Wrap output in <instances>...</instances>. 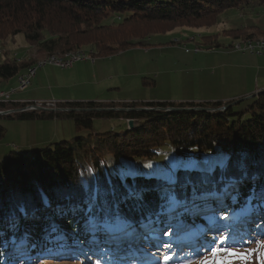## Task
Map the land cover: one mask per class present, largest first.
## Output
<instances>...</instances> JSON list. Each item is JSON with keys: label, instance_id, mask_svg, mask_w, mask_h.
<instances>
[{"label": "trees", "instance_id": "obj_1", "mask_svg": "<svg viewBox=\"0 0 264 264\" xmlns=\"http://www.w3.org/2000/svg\"><path fill=\"white\" fill-rule=\"evenodd\" d=\"M260 5L264 0H0V41L20 34L30 53L18 61L2 49L0 82L15 78L48 54L80 48L108 56L175 27L211 26L227 9ZM223 33L231 35L232 41L264 37L263 29L249 26ZM203 41L219 47L216 35ZM142 84L154 81L142 78ZM235 100L59 101L57 107L80 110L11 113L27 120L71 119L76 129H91L96 118L141 123L131 132H91L29 151H9L0 160V264L40 260L96 264L98 259L101 264H155L142 249L159 253V245L171 241H177V246L172 245L174 254L179 252L176 257L183 255L184 261L193 262L216 247L212 245L215 229L229 232L227 240L235 248L264 238V232L256 234L251 224L256 210L264 212L260 195L264 191V90L243 109L228 106ZM23 105L0 102V110ZM143 107L151 109H137ZM170 107L173 110H167ZM4 133L0 125V138ZM186 151L192 156L184 157ZM221 156L246 159L249 178L231 188L228 174L219 168L213 174L182 169L177 173V190L187 203L169 212L165 199L169 185L164 177L172 167L198 162L201 169H208ZM128 172L135 177L124 175ZM188 180L187 188H181ZM86 187H99L101 199L118 205L131 227L114 226L111 235L97 233L93 239L81 206ZM129 189L140 190L142 199H127ZM53 223L59 226L58 233L50 231ZM174 229L179 235L173 238ZM162 230L170 233L168 241H162Z\"/></svg>", "mask_w": 264, "mask_h": 264}, {"label": "rangeland", "instance_id": "obj_2", "mask_svg": "<svg viewBox=\"0 0 264 264\" xmlns=\"http://www.w3.org/2000/svg\"><path fill=\"white\" fill-rule=\"evenodd\" d=\"M240 26L258 27L264 30V5L256 6L255 8L246 6L243 8L227 9L219 14L217 21L211 26L198 28L189 26L175 27L165 33L150 35V38L143 40L144 44H137L108 56L97 55L95 60H97V64L100 66L97 71L88 69L90 64L88 61L76 62L77 65L86 64V67L72 76L71 79L74 80V84L70 86L69 96L74 99L75 97H89L86 101H90L94 99L97 95L96 93L101 92L102 97H116L118 98L117 101H125L122 98L131 97V100L147 99L145 101L155 102H213L228 100L225 97L242 93V91L247 89H255L257 78L251 81L248 70L245 68L241 69L239 78L235 77L237 67L241 65L236 55H250L251 53L242 51L232 52L234 51V48L231 47L233 38L231 35L223 33ZM210 35H216L219 47H211L207 43L208 40L206 42L203 41V37ZM178 40L181 42L174 43ZM255 41H259V39ZM2 49H8L10 56L24 58L29 55V45L20 34L16 35L14 40L8 38L0 41V61L3 59ZM74 52L75 54H82L79 50L70 51L72 54ZM253 66L260 67L258 63H254ZM253 72L255 71L253 70ZM109 76L111 79H107ZM142 78L152 79L154 84L143 85ZM30 79L27 86L23 89H17L18 91L14 93L10 91L9 97L11 94L30 96L32 90ZM58 80L59 78L52 80V82L59 83ZM13 81L14 78L9 80V82ZM5 82H0V89L6 88ZM14 83L15 86L16 84L18 85V82ZM116 86H119V89H115ZM253 92L251 94L247 93L245 96L236 97L237 99H245L233 105L234 109L240 110L250 104L253 99L250 96ZM42 107L52 108V106L45 105ZM140 123L139 120L135 119L133 126L129 128L127 122L119 118H96L93 119L91 129H76L71 119L27 120L20 119L13 114L8 116L0 115V125L5 128V133L0 138V160L4 159L9 151H15V145L26 144L33 137L39 138L44 136L50 138L57 135L53 141H70L76 135H86L91 132L104 133L109 130H113V132H117L118 134L131 132V130L137 129L136 127H139ZM44 145L40 144L38 147ZM172 153L174 155L175 150ZM183 156L188 157L192 156V154L186 151ZM177 191L179 192V190ZM263 193L264 191H261L260 195ZM259 208L262 209L263 207ZM254 213L251 219L254 223L251 224L255 227L252 231L257 230L256 234L260 230V232H264V212L260 213L256 210ZM261 214L263 216H260ZM245 224L248 225V223ZM186 229L184 227L183 230ZM222 230L215 229L213 231V233L217 234L214 236L215 243L212 245L216 247H230L231 244L229 245L227 240L229 232L227 234L220 233ZM176 235L178 233L174 229L171 237L174 238ZM188 238L189 235L185 239ZM221 238H224L223 244H221ZM168 240L167 236H165L162 241ZM238 240L243 239L238 237ZM257 240H264V238L251 240L253 244L237 249L246 252L250 247L257 248ZM170 244L177 246V241H171ZM160 249L159 255L162 256L167 249L162 247ZM173 250L171 249L170 255H172ZM142 251L144 254L149 255L151 259L153 258L154 263L157 264L159 257L156 250L148 251L147 249H142ZM260 251L261 249L257 248V251L251 254V259H233L231 264H261L259 258ZM120 252L121 249L117 251V253ZM174 257L175 259L170 264H183L185 262L182 259L183 255ZM42 259H46V257ZM199 259L191 262V264H196ZM82 262L40 260L34 264H82Z\"/></svg>", "mask_w": 264, "mask_h": 264}, {"label": "snow or ice", "instance_id": "obj_3", "mask_svg": "<svg viewBox=\"0 0 264 264\" xmlns=\"http://www.w3.org/2000/svg\"><path fill=\"white\" fill-rule=\"evenodd\" d=\"M219 168L222 173H227L229 178L228 187L235 188L237 185L249 178V166L246 159L232 160L228 156H221L217 161L216 165L212 168L201 169L198 162H190L188 164H176L172 167L170 172L164 177L169 185L166 192V204L167 210L173 212L176 208L181 207L187 203L186 200L180 197V193L177 191V185L179 184V177L177 173L184 169H192L197 171H206L209 174H213L215 169ZM124 175L135 177V173L128 172ZM205 181L207 177L203 178ZM191 181L188 180L184 184L180 185L181 188H187ZM193 187V198H196V186ZM85 197L81 202L82 209L86 215V223L90 235L95 239L97 233H103L111 235L114 226H125L131 227L127 223L118 205H110L106 199H101L99 187L91 188L86 187L84 189ZM264 196V194H262ZM127 199H142V193L137 189H129L126 195ZM79 210V209H78ZM50 231L58 233L60 231L59 226L55 223L50 225ZM162 234L165 236L170 235L168 231H163ZM264 234V233H262ZM221 238V244H223ZM215 243V241H213ZM257 248L260 251L261 264H264V240L256 241ZM160 247L167 249L162 256L157 253L159 259L157 264H170L174 259L173 255H170L172 245L170 243H162ZM257 248H248L246 252H243L235 247H210V251L207 254H200V259L196 264H231L233 259L249 260L251 254L257 251ZM96 264H101L100 260L96 261ZM183 264H191V261H185Z\"/></svg>", "mask_w": 264, "mask_h": 264}, {"label": "crops", "instance_id": "obj_4", "mask_svg": "<svg viewBox=\"0 0 264 264\" xmlns=\"http://www.w3.org/2000/svg\"><path fill=\"white\" fill-rule=\"evenodd\" d=\"M236 52V51H232ZM122 55V54H121ZM260 56V57H257ZM236 57L241 62V65L237 67V70L235 72V77H240V71L241 69L245 68L248 70V74L250 77V80L253 81L257 78L255 89H247L242 91V93H236L233 95H230L228 99H235L238 96H245L247 93H252V95L257 94L259 91L264 90V55H247V54H237ZM254 63L259 64V68L256 66H253ZM84 65H77L76 63L69 69H61L58 66L55 65H45L41 68H38L34 74V76L30 80V85H32V90L30 93V96H23L22 94H11L10 99L16 102H26V101H32V100H49L54 99L55 101H86L89 97H73L69 96V90L70 86L74 84V80H72V76L78 72L81 69H85ZM58 67V68H57ZM100 68V66L97 64V60L95 63H90L88 66V69H92L97 71ZM253 70L255 72H253ZM57 77V78H56ZM59 78V83L52 82V80H57ZM69 79V80H68ZM107 79H111L109 76ZM16 78H14L13 82L6 81V88L10 89L15 87ZM29 85V86H30ZM4 89V90H5ZM115 89H119V86H116ZM14 93V92H13ZM97 95L94 97L93 100L96 101H114L118 100L116 97H102V93L98 92ZM251 95V96H252ZM85 98V99H83ZM131 97H124L122 98L125 101H145L147 99H130ZM237 99V98H236ZM90 100V101H93ZM55 121V120H54ZM56 136L53 137H33L29 140L28 143L22 144V145H15V149L19 150H27V149H33L37 148L40 144L46 145L52 142H55L53 140L56 139Z\"/></svg>", "mask_w": 264, "mask_h": 264}, {"label": "water", "instance_id": "obj_5", "mask_svg": "<svg viewBox=\"0 0 264 264\" xmlns=\"http://www.w3.org/2000/svg\"><path fill=\"white\" fill-rule=\"evenodd\" d=\"M260 38H263L264 39V37H262V36H260V37H258V38H256V39H251V40H249V39H243V40H233V42H232V44H233V48H234V51H242V52H250L251 54H255V55H264V53H261V54H259V53H256V52H254V51H250V50H242V49H236L235 48V46L237 45V44H242V43H244V42H248V41H251V42H253V41H255V40H257V39H260ZM75 50H79V52L80 53H82V54H85V56L84 57H87V58H85V59H81V60H77V61H75V63L76 62H79V61H84V62H86V61H88L89 63H95V57L97 56V55H95L94 53H92V52H87L85 49H75ZM75 53V52H74ZM28 54H30V53H28ZM70 54H72V53H70V51L69 52H66V53H64V54H48V55H45L44 57H41V58H38L32 65H30V66H28L23 72H21L20 74H18L17 76H15V78H16V83L18 82V77L21 75V74H23V73H25L26 71H27V69L28 68H31V67H35V72H36V70L38 69V68H41V67H43V66H45V65H54V64H51V63H48V62H46L47 60H45V58H51V57H54V58H56V59H61V58H63V57H68V56H70ZM88 55V56H87ZM14 57H17V56H14ZM28 57V56H27ZM24 58H26V57H24ZM89 58H91V60H89ZM22 58H19V57H17V60L19 61V60H21ZM75 63H72L71 64V66H69V67H67V68H62V67H59V68H61V69H69V68H71ZM55 66H57V65H55ZM35 72H34V74H35ZM34 74H33V76H34ZM32 76V77H33ZM31 80V79H30ZM17 87H18V85L16 84V86L14 87V88H10V89H0V91H6V92H17L18 90H17ZM256 95V94H255ZM255 95H252V96H250V97H254ZM245 98H239V99H237V100H235L234 102H232V103H230V104H228V106L229 105H235V104H237V103H239V102H241L242 100H244ZM49 100H54V99H49ZM37 101H45V100H32V101H26V102H16V101H13V100H11L10 99V97H9V99L8 100H6V101H0V102H8V103H13V102H16V103H23L24 105L23 106H19V107H17V109H15V108H12V109H8V110H0V115H7V114H11V113H13V112H17V111H29V110H39V109H48V110H68V111H71V110H80V108H61V107H56V104H54V106H52V108H49V107H42V106H39V105H37ZM56 102H59V101H56ZM29 107V108H28ZM30 107H33V108H30ZM225 107H227V106H222L221 108L222 109H224ZM113 110V108H97V110ZM115 109H121V108H115ZM123 109H125V108H123ZM127 109V108H126ZM137 109H151V108H145V107H143V108H137ZM175 109H182V108H175ZM191 109H197V108H191ZM198 109H203V110H205V109H207L208 110V108H198ZM128 110V109H127ZM167 110H173L171 107L170 108H167ZM134 121H135V119H127L126 120V122H127V125H128V127L129 128H131L132 126H133V123H134Z\"/></svg>", "mask_w": 264, "mask_h": 264}, {"label": "built area", "instance_id": "obj_6", "mask_svg": "<svg viewBox=\"0 0 264 264\" xmlns=\"http://www.w3.org/2000/svg\"><path fill=\"white\" fill-rule=\"evenodd\" d=\"M237 49L250 50V51H254V52L259 53V54L264 53V48H256L253 46H251V47H244L243 46V47L237 48ZM84 56H85V54H81L79 59H76V60H68V59H66V60H50L48 63L57 65V66L62 67V68H67V67L71 66L72 63H75V61L85 59L86 57H84ZM34 72H35V68L32 69L31 72H29L27 75L21 76L20 81H18L17 89H23L24 87H26L27 84L29 83L30 77L33 76ZM8 99H9V92L0 91V101H6ZM36 103L39 106H43V105L54 106V104H56V101L55 100H45V101H37ZM30 108H33V107H30Z\"/></svg>", "mask_w": 264, "mask_h": 264}, {"label": "bare ground", "instance_id": "obj_7", "mask_svg": "<svg viewBox=\"0 0 264 264\" xmlns=\"http://www.w3.org/2000/svg\"><path fill=\"white\" fill-rule=\"evenodd\" d=\"M251 47V46H253V47H256V48H264V40L262 39L261 40V38L259 39V41H253V42H251V41H248V42H244V43H242V44H237L236 46H235V48L237 49V48H241V47ZM79 57H80V54H75V53H73V54H70V56H68V57H64V58H61V59H56V58H54V57H51V58H46L45 60H47L46 62H49L50 60H66V59H68V60H76V59H79ZM90 59V58H89ZM35 67H31V68H28L27 69V71L25 72V73H23V74H21L19 77H18V81H20V79H21V76H24V75H27L29 72H31V70L32 69H34ZM224 220H227V219H224ZM177 233H178V235H179V232L177 231ZM177 235V236H178ZM174 249H176L175 247H174ZM179 252H177V253H175L174 254V250H173V252H172V255L173 256H176L177 254H178Z\"/></svg>", "mask_w": 264, "mask_h": 264}]
</instances>
